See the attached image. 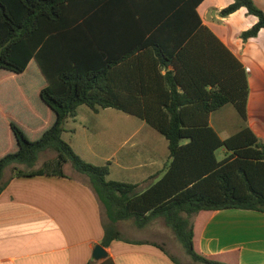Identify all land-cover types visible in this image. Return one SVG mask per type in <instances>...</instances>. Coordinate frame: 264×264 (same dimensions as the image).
I'll use <instances>...</instances> for the list:
<instances>
[{"label": "trees", "instance_id": "16d2710c", "mask_svg": "<svg viewBox=\"0 0 264 264\" xmlns=\"http://www.w3.org/2000/svg\"><path fill=\"white\" fill-rule=\"evenodd\" d=\"M113 2L0 0V192L10 166L12 178L43 175L47 170L26 172L16 166L31 168L42 153L52 152L51 172L65 177L62 168L69 163L87 180L110 226L131 222L142 229L162 220L191 259L189 264H226L196 248L197 218L225 209L264 212V143L245 125L249 89L244 69L211 32L202 28L206 43L193 46L197 52L202 48V56L190 62L163 58L176 69L173 82L195 90L194 102L186 92L174 91L162 118L146 120L166 139L169 152L156 183L138 192L135 184L108 180L107 165L83 161L61 137L65 119L74 117L80 105L127 113L107 89L108 71L123 59L109 55L102 41ZM240 8L256 18L240 35L245 42L264 29V13L252 0H233L219 14L225 17ZM227 104L244 125L220 139L207 116ZM185 110L192 118H185ZM217 150L223 151L220 160ZM109 225L103 246L120 238Z\"/></svg>", "mask_w": 264, "mask_h": 264}, {"label": "crops", "instance_id": "0c3cea01", "mask_svg": "<svg viewBox=\"0 0 264 264\" xmlns=\"http://www.w3.org/2000/svg\"><path fill=\"white\" fill-rule=\"evenodd\" d=\"M232 1L115 0L107 11L102 41L109 55L123 59L108 71L107 89L127 113L80 105L74 117L65 119L62 139L83 161L107 165L108 180L135 184L138 192L156 183L164 174L169 152L166 139L146 120L162 118L174 91L186 92L193 101L195 90L175 84L176 69L163 58L176 56L190 62L193 56H202V48L197 52L193 46L206 43L205 28L244 68L227 43L230 19L239 9L225 17L219 14ZM249 100L250 91L246 122L251 114ZM183 115L192 118L187 110ZM207 121L220 139L244 125L230 104L210 113ZM247 127L264 143L262 136ZM217 151L223 156V151ZM74 173L5 176L0 192V264H174L158 248L165 247L159 239L120 237L103 246L108 220L87 180ZM114 227L128 233L120 223ZM196 232V248L205 256L218 257L226 264H264V212H203L197 218ZM97 244L107 254L99 262L92 258Z\"/></svg>", "mask_w": 264, "mask_h": 264}, {"label": "rangeland", "instance_id": "374dc122", "mask_svg": "<svg viewBox=\"0 0 264 264\" xmlns=\"http://www.w3.org/2000/svg\"><path fill=\"white\" fill-rule=\"evenodd\" d=\"M254 1L253 3H256L257 6L254 5L257 8L260 7L259 9L264 13V0ZM230 20L229 26L231 32L228 35L227 43L244 65L243 69L250 91L249 110L251 114L250 120L246 122L245 125H250L259 136L264 138V29L260 30L255 38L244 42L241 40L240 35L242 32L250 29L255 23L256 18L248 15L244 8H240ZM215 155L218 160L222 158V153L219 151H217ZM54 161L55 154L47 152L42 153L36 164L31 168L20 165L16 167L25 171H32L35 169L51 171L55 166ZM73 170V167L69 163L65 164L62 168L63 172L75 175L74 172L76 171ZM10 173L11 166L7 169L6 175ZM76 177L79 176L76 175ZM81 178L83 177L81 176ZM156 221L149 227L145 226L140 230L134 229L131 222H119L122 226H126L125 228L128 230L126 234L120 233V237L150 239L154 241L159 239L161 243L165 244L164 248L166 253L172 256L177 264L191 263V259L186 255L181 244L177 241L170 229L163 224L162 220ZM110 228L115 229L116 227L114 228L113 225H111ZM148 228L151 229L149 230Z\"/></svg>", "mask_w": 264, "mask_h": 264}, {"label": "water", "instance_id": "95a60500", "mask_svg": "<svg viewBox=\"0 0 264 264\" xmlns=\"http://www.w3.org/2000/svg\"><path fill=\"white\" fill-rule=\"evenodd\" d=\"M106 255L107 254L101 245L97 244L94 246V248L92 250V258L95 262H99V261L103 260L106 257Z\"/></svg>", "mask_w": 264, "mask_h": 264}]
</instances>
